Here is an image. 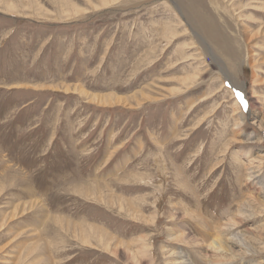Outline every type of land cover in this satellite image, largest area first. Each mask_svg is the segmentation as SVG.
<instances>
[{"label": "rangeland", "instance_id": "rangeland-1", "mask_svg": "<svg viewBox=\"0 0 264 264\" xmlns=\"http://www.w3.org/2000/svg\"><path fill=\"white\" fill-rule=\"evenodd\" d=\"M203 2L235 66L184 0H0V264H264V0Z\"/></svg>", "mask_w": 264, "mask_h": 264}, {"label": "bare ground", "instance_id": "bare-ground-1", "mask_svg": "<svg viewBox=\"0 0 264 264\" xmlns=\"http://www.w3.org/2000/svg\"><path fill=\"white\" fill-rule=\"evenodd\" d=\"M184 1H185V3H184L185 6L184 5L183 6H184V8L186 7L185 10L187 12V16H188L189 20L193 23V25H191V26H194L197 29H199L205 35L206 39L211 42V43L210 42L209 43L211 45H213L214 47H216L218 50H220L222 52V54H224L226 56V58H228L231 65L235 66L238 59H239V53H240L238 50V47H237L238 36L230 33L229 30L231 27L229 24H227L225 17L220 12H218L216 9H215V11H212L209 7H207V5L203 2V0H184ZM229 77L231 80V84L234 85V88L237 89L238 91L242 90V88L244 86L243 82L239 83L236 80V78L232 75H230ZM239 93L241 95V92H239ZM249 103H250L249 108L252 109L254 107V104L251 102H249ZM160 194H161V192H160ZM262 194H264V193H262ZM157 207H158L157 210L160 211L161 207H162L160 202L157 204ZM179 217H181V215L176 214V215L172 216V219L176 220V218H179ZM156 219H157V217L154 218V221H153L154 224L156 223ZM81 230L83 231L82 228H81ZM171 236L176 237L175 239L173 238V240H178V238H181L184 241H186V239L189 238L187 233H186V235H176V232H173V231H171ZM102 239H103V237H102ZM102 239H99V243H100V246L103 247V240ZM172 242H174V241H172ZM84 243L86 245L91 246V247L95 246L92 244V240H90L89 238H86L85 236H84ZM214 243H218V245H219L217 247V251H218V249H221L222 251H224V253L226 252V247L224 246V243L221 240H218V239L215 240L212 243V245H210V247L212 249H214V247H215ZM136 244L135 245L138 246V249H136L135 252H133L132 254L127 253L128 257H130V258L132 257V261H131L132 264H146V260L148 259V253H149V250L147 248L146 239L140 238L137 240ZM190 244H192V243H190ZM227 246L229 247V245H227ZM121 254L124 255V253L121 251V249L117 247L116 248V255H121ZM220 255H221V253H220ZM222 255H224V254H222ZM28 258H26V259H28ZM38 258L39 257L34 256L33 259H38ZM45 259L49 261L48 258H45ZM211 262H212V264L213 263L217 264L216 261L213 259H211ZM182 263L188 264L187 260L183 261ZM32 264H37V263L35 262ZM228 264H232V263H228Z\"/></svg>", "mask_w": 264, "mask_h": 264}]
</instances>
